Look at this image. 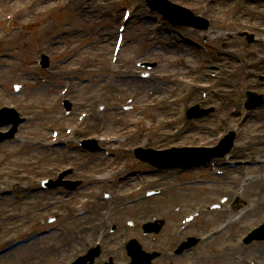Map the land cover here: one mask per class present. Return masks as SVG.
<instances>
[{"label":"rangeland","instance_id":"374dc122","mask_svg":"<svg viewBox=\"0 0 264 264\" xmlns=\"http://www.w3.org/2000/svg\"><path fill=\"white\" fill-rule=\"evenodd\" d=\"M172 1L197 8L196 13L209 18L208 29L170 26L160 14L149 9L146 0H0V109L13 107L25 119L15 138L0 145V188L8 191V195H0V264L62 262L65 254L81 241L76 231L85 234L81 242L92 243L95 233L100 230L107 233L111 225L117 230L110 235L113 241L107 248L111 249L110 254L117 256L122 255L126 238H136L148 252L161 254L155 264H264V241L248 245L239 242L264 220V213L253 219L244 215L238 219L230 212L224 213L229 210L230 197L235 193L240 199H246L240 208L249 206L241 214L257 205L256 197H249L247 192H257L258 180L264 189V143L259 152L232 154L230 157L236 159L227 158L233 159L231 163L244 159L260 162L259 166L245 164L243 173L236 172L239 168H232L225 174L222 165L215 163H212L213 168L221 176L212 170L208 172L205 166L193 169L195 171L170 169L161 174L149 173L150 177H144L143 181L139 182L137 177L131 181L132 189L137 190L136 197L142 201L140 204L124 212L119 208L112 214H104L101 206V203L117 202L118 169L122 166L124 170L149 168L133 158V147L143 145L158 150L171 146L213 145L226 129L233 128L238 133L237 148H248L249 141H264V130H259L264 128V119L259 114L256 119L243 122L240 111L223 112L230 105L242 110L247 90L264 93V86L256 81V75L264 76V65L256 66L263 59L264 43L256 44V41L245 46L243 37L238 35L249 31L250 23L264 26V17L254 15L264 14V0H256L254 4L253 0H245L246 3L244 0ZM204 4L209 5L208 8H204ZM124 9L136 15L126 21L123 46L114 55L113 44ZM110 31L113 37L108 43ZM168 35H174L171 42ZM227 35L237 38L228 39ZM204 37L208 44L201 42ZM185 38L198 43L199 47L193 43L184 46ZM12 40L17 45L14 48H11ZM212 44L216 49L223 46L226 54L234 57L230 65L225 64L226 68L232 64L239 67L230 85L220 87V81L209 75L204 81L205 90L200 91V71L206 72L208 68L212 73V68L218 64L208 65L210 61L200 58V54L207 51L213 55ZM40 54L48 56L49 68L39 67ZM249 54L254 66L244 67L241 61H235L238 56ZM5 61L13 65L10 72L17 73L15 69L19 68V74L24 72V76L15 73V78L4 83L3 75L10 69L3 67ZM142 62L154 63L146 76V69L138 66ZM210 91L221 93L204 103L214 106L215 112L186 122L182 108L198 104L207 94L208 98ZM63 98L70 102L69 116L64 113ZM222 99L227 107L221 105ZM191 128L195 131L191 132ZM67 129L71 131L69 134ZM52 130L58 133L57 137L52 136ZM83 137H98L104 150L96 155L72 154L61 146L52 149L46 146V143L57 142L69 147ZM66 162L74 165L72 178L82 179V189L67 196L39 192L38 182L64 169ZM102 174H106V182L98 181ZM161 187L169 189L160 194L162 197L146 199L143 196ZM29 188L31 190L27 191ZM128 188L131 185L123 189ZM107 194L113 197L105 199ZM178 194L180 196H176ZM174 196L175 201L170 204L168 199ZM227 197L229 201L221 202V198ZM158 204L165 208L150 211L146 217L129 214ZM81 211L85 213L79 216ZM193 214L195 217L190 224L182 223L184 217ZM153 219L164 221L161 231L155 236L144 235L143 223ZM90 221L95 222L94 228L86 233L83 228ZM74 225L79 228L73 229ZM51 226L53 232L38 240V229ZM71 236L76 243L69 239ZM188 236L201 237L200 244L182 258L166 257L175 243ZM10 241L13 242L8 243ZM29 245L38 246V253L29 260H15ZM59 246L63 247L62 251L58 250ZM104 254L105 251L102 257ZM240 254L243 258H239ZM115 264H121L120 257Z\"/></svg>","mask_w":264,"mask_h":264},{"label":"bare ground","instance_id":"6f19581e","mask_svg":"<svg viewBox=\"0 0 264 264\" xmlns=\"http://www.w3.org/2000/svg\"><path fill=\"white\" fill-rule=\"evenodd\" d=\"M133 15H136V12H134V14ZM262 17H264V14H262L261 15ZM144 24V23H143ZM143 24H142V26H143ZM144 28V27H143ZM259 32L261 33V34H263L264 35V29H259ZM113 35V31H110V33H109V35H108V40H107V42L108 43H110V40L112 39V36ZM168 37V39H169V42H171L172 40H173V38H174V35H168L167 36ZM139 39H141V37L139 38ZM263 40H264V38H263ZM2 40H1V38H0V42H1ZM217 41V40H216ZM168 42V43H169ZM17 45H16V43H14V40H12V46H11V48H14V47H16ZM212 47H213V44H212ZM223 47V46H222ZM222 47H220L219 49H216V48H214V49H216L217 51H223V48ZM235 54H237V51L236 50H232ZM17 52H19V51H17ZM17 55V54H16ZM231 56H232V54H231ZM241 62H242V64H244V63H246L247 62V60L245 59V57H243V56H241V58H239V56L237 57ZM239 61V62H240ZM227 63V64H226ZM232 63V61H231V59L230 58H223V57H221L220 58V61L218 62V64H215V61L213 60L212 62H210V63H208V65H211V64H215V66H217V70L215 71L216 73H215V75H216V77H218L219 78V81H220V83H221V85H220V87H223V85H225V84H230L231 83V81H230V79H233L232 77L233 76H235V73H234V71L236 70V68H238L239 66L238 65H236L235 66V64H232V66H230V67H228V68H226V65L228 66V65H230ZM226 64V65H225ZM254 64V63H253ZM252 64V65H253ZM3 67L4 68H6V67H8V68H10V69H8V71H7V73H5L4 75H3V81H4V83H6V82H10L13 78H15L17 75L18 76H20V75H22V76H24V72H21L20 74H19V72L18 71H20L19 70V68H17V69H15L16 71H17V75L15 74V73H13L12 71L10 72V70H12L13 69V65H12V63H8L7 61H5L4 62V64H3ZM4 68H2V70L1 71H3L4 70ZM10 72V73H9ZM129 74V73H128ZM210 74V72H209V70L207 69L206 70V73H205V76L204 77H207L208 75ZM201 79V78H200ZM238 79H240V78H238ZM49 83L51 82V80H49L48 81ZM156 82V81H155ZM236 82V81H235ZM158 83L159 84H161L160 83V81H158ZM156 84H157V82H156ZM200 89L201 88H205V86L203 85V83L200 81ZM217 92V91H216ZM36 98V97H35ZM38 98V97H37ZM228 105L226 104L224 107H227ZM242 107V106H241ZM244 113H249V112H246V110H244L243 111ZM250 113H254L255 115H256V117H258V114H259V116L260 117H262V119H264V108H260L259 109V111L257 110H255V111H252V112H250ZM250 115V114H249ZM233 122V121H232ZM259 130H264V128L262 127V128H260ZM254 131H258V130H254ZM252 132H253V130H251L250 131V135H252ZM246 135L248 136V131L246 130ZM251 136H249V138H250ZM250 142V144L249 145H256V147L257 146H259V145H261L262 143H264V141H260V140H258L256 143H253V142H251V141H249ZM258 149H261V147H259V148H250L249 149V151H256V152H259V150ZM247 154H248V152H247ZM217 163H219V161L217 160L216 161ZM223 164H225V162H223ZM224 167V169H225V171H230L229 170V167H227V166H223ZM211 169V168H210ZM123 173V170H121V171H119V174L120 175H122L123 177H124V175L125 174H122ZM131 180H132V178H131ZM129 185H131V188H128V189H123L124 188V186L122 185V184H120L119 186H118V188H117V190H116V194H117V196H118V199H117V202L115 203V204H113V203H109L108 205H106V204H104V203H101V206H102V208L104 207V214H112V213H114V211L115 210H118L119 208H121L120 210L122 211V212H124V211H126L128 208H132V207H135L136 205H138V204H140L142 201L139 199V200H135L136 198H135V196H137L136 194H137V192H135V190H133L132 189V184L131 183H129ZM260 185H261V181L260 180H258V181H256V185H255V187H257L258 188V190H257V192H247V195H249V197H256L255 199L257 200V205L254 207V208H252L251 209V211H247V212H244V213H242L241 215H239L240 213H238V214H236V215H239L238 216V219L241 217V216H248L249 218L248 219H253L252 217H254V216H256V215H259V214H262V213H264V197H263V195H264V189H261V187H260ZM128 186V185H127ZM200 186V185H199ZM22 187H26V185H22ZM20 188V187H19ZM4 189H6L5 187H2V188H0V191H3ZM29 190H31L30 188L27 190V191H29ZM169 189L168 188H164V194L168 191ZM118 191V192H117ZM163 195V194H162ZM176 196H180V194H178V195H176ZM176 196H174V197H171L170 199H168V202L171 204V202L173 203L174 201H175V197ZM159 197V196H158ZM160 197H162V196H160ZM230 199L232 200V205L235 207V206H241V205H243L244 203H245V198L244 197H242L241 199H240V197H234V196H231L230 197ZM128 200H131L130 202L128 201ZM127 203H130V204H127ZM169 205V204H168ZM169 207V206H168ZM234 207H231V208H234ZM163 208H165L164 207V205L163 204H158V205H154V206H150V207H148V209H143V208H139V209H135V211L134 212H131V213H129L130 215H135V216H137V217H146V216H148L149 215V212L150 211H153L154 210V212H157V211H162L163 210ZM168 210H169V208H168ZM258 211V213H256ZM227 212H229L228 210L227 211H225L224 213H227ZM198 216H200V215H198ZM262 217V216H261ZM260 217V218H261ZM214 219V218H213ZM98 220V219H97ZM71 224H74V222H72ZM77 225H74L73 226V229H78L79 228V226L78 227H76ZM72 228H71V230H73ZM24 234V233H23ZM76 236L77 237H79V238H81V236H82V233L80 232V231H76ZM36 240H33V242H35ZM13 241H10V242H8V243H12ZM36 244V242L35 243H33V245H35ZM33 245H29L28 246V249H26L25 250V252H22V253H19V255H17L16 256V259L15 260H20V261H24V260H29V259H31L33 256H35V254H37L38 253V246H34L33 247ZM27 246V245H26ZM62 248L63 247H60L59 246V249L58 250H61L62 251ZM119 257H122V258H124V256L123 255H121V254H119ZM259 264H262V263H259Z\"/></svg>","mask_w":264,"mask_h":264},{"label":"water","instance_id":"95a60500","mask_svg":"<svg viewBox=\"0 0 264 264\" xmlns=\"http://www.w3.org/2000/svg\"><path fill=\"white\" fill-rule=\"evenodd\" d=\"M186 246H187V243H184V244H183V247H186Z\"/></svg>","mask_w":264,"mask_h":264}]
</instances>
